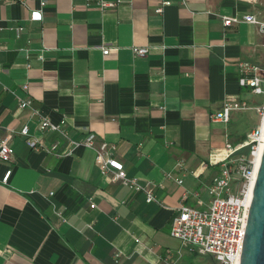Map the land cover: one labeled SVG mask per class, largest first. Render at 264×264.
<instances>
[{"label":"crops","instance_id":"crops-1","mask_svg":"<svg viewBox=\"0 0 264 264\" xmlns=\"http://www.w3.org/2000/svg\"><path fill=\"white\" fill-rule=\"evenodd\" d=\"M43 1L0 0V137L11 133L15 154L0 160V177L11 169L0 180V264H190L184 256L199 253L170 235L175 209L209 203L214 155L249 131L244 111L228 122L209 114L228 95L249 98L239 60L264 65V32L224 26L222 15L264 19V0H166L161 12L165 0ZM35 9L41 19H30ZM132 45L147 54L133 56ZM25 96L53 121L64 116L70 139L93 131L114 143L127 175L160 203L103 177L93 148L39 130V114L18 107ZM23 124L56 149H30Z\"/></svg>","mask_w":264,"mask_h":264},{"label":"built area","instance_id":"built-area-1","mask_svg":"<svg viewBox=\"0 0 264 264\" xmlns=\"http://www.w3.org/2000/svg\"><path fill=\"white\" fill-rule=\"evenodd\" d=\"M94 1L100 9L113 7L118 3L117 0ZM43 2L41 0V3ZM168 3L169 1H162V4L157 6L155 11L161 12L163 5ZM41 18V9L30 11V19ZM239 21L257 24L259 29L264 32V19H260L254 14L243 15L241 18L222 15L224 26ZM21 30V26L15 27L17 35ZM130 49L133 56H145L148 52V47L141 45H132ZM101 50L103 55H107L110 47L102 45ZM38 57L42 59V54H39ZM237 66L240 87L249 94H263L264 78L261 67L249 60H239ZM22 88L26 91L28 88L27 83H24ZM18 107L21 109L29 107L34 114H39V130L56 132L62 135L67 141L69 139V145L72 147L83 145L93 148L95 152L94 162L99 167L103 177L108 178L111 182H118L131 191L142 192L146 202L160 203L150 183H142L137 177L127 175L122 162L114 156L116 150L114 143L103 139L96 141L97 134L93 131H86L85 135L78 141L70 139L67 130L63 127L66 121L65 117L62 116L58 121H53L48 116L42 115L37 108L32 106V99L28 96L18 97ZM252 108L260 109L259 106L251 105L245 97L228 95L223 99L221 108L210 113L209 118L212 121L228 122L232 111ZM17 132L30 149L51 153L57 147V141L45 145L42 141L33 137L27 124L21 125ZM10 138V132L0 137V160L12 161L15 159L13 148L10 145ZM260 139L259 123L258 126L249 130L245 138L239 143L226 142L224 152L221 155H214V161H219L221 164L208 187L209 203L204 207H194L180 201L176 207L170 223V235L178 238L187 247L188 251L210 255L216 264H238L246 214L251 197V194L249 196V187L251 186L252 189L255 178L252 172L257 148L261 142ZM245 146L249 147L248 153L242 154L240 149ZM65 152H68V147L63 153ZM10 173L11 169L5 170L0 180L6 182ZM176 181L181 182V179ZM90 205L94 206V203L91 202ZM114 256L118 258L119 253H115Z\"/></svg>","mask_w":264,"mask_h":264},{"label":"water","instance_id":"water-1","mask_svg":"<svg viewBox=\"0 0 264 264\" xmlns=\"http://www.w3.org/2000/svg\"><path fill=\"white\" fill-rule=\"evenodd\" d=\"M238 264H264V144L251 189Z\"/></svg>","mask_w":264,"mask_h":264},{"label":"rangeland","instance_id":"rangeland-1","mask_svg":"<svg viewBox=\"0 0 264 264\" xmlns=\"http://www.w3.org/2000/svg\"><path fill=\"white\" fill-rule=\"evenodd\" d=\"M262 69H263L262 76L264 78V65ZM259 96L260 95L257 96V95L250 94L248 99L250 103H253L258 99ZM259 107H260L259 110L254 109V108L248 109V110H239V111H244L247 113V115H245V120H243V124L246 123L249 130L258 126L260 123L261 116L263 115V112H264V102ZM241 149H242L240 150L241 153L246 154L245 147ZM184 260L189 261L190 264H215L214 261L207 254H191L190 256H184Z\"/></svg>","mask_w":264,"mask_h":264},{"label":"bare ground","instance_id":"bare-ground-1","mask_svg":"<svg viewBox=\"0 0 264 264\" xmlns=\"http://www.w3.org/2000/svg\"><path fill=\"white\" fill-rule=\"evenodd\" d=\"M260 144L257 148V153H256V158H255V161H254V167H253V172L252 174L255 175V171L257 169V166H258V162H259V159H260V155H261V151H262V147H263V140H264V113L262 115V118L260 119ZM251 194V186L249 187V196ZM249 201V199H248Z\"/></svg>","mask_w":264,"mask_h":264},{"label":"trees","instance_id":"trees-1","mask_svg":"<svg viewBox=\"0 0 264 264\" xmlns=\"http://www.w3.org/2000/svg\"><path fill=\"white\" fill-rule=\"evenodd\" d=\"M260 96L258 97V99L255 101V102H253V103H250V101H249V99H248V101H249V103L251 104V105H256V106H261L262 104H263V102H264V93L263 94H259ZM258 96V95H257ZM245 136L246 135H243L242 136V138H241V141L245 138ZM244 148V147H243ZM240 150H242V149H240ZM248 150H249V147L248 146H245V153L247 154L248 153ZM241 152V151H240Z\"/></svg>","mask_w":264,"mask_h":264}]
</instances>
